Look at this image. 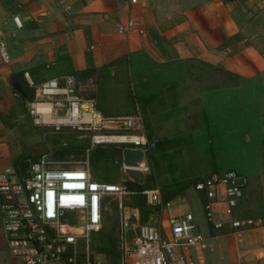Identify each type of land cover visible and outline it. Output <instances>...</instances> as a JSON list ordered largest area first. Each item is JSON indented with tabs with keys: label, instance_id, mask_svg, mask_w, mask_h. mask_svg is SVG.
<instances>
[{
	"label": "crops",
	"instance_id": "obj_1",
	"mask_svg": "<svg viewBox=\"0 0 264 264\" xmlns=\"http://www.w3.org/2000/svg\"><path fill=\"white\" fill-rule=\"evenodd\" d=\"M248 10L264 12V0H237L228 4L222 0H144L133 8L128 0H0V172L13 169L16 177L21 178L18 164L33 161L31 157H40L37 154L39 145L50 134H43L41 128L37 130L28 114L26 94L24 96L14 88V83L28 84L27 76L43 81L63 78L71 76L61 74L70 67L76 71L92 66L99 68L131 52L143 51L176 76L174 102L162 113H168L169 117H162L161 125L153 122L154 127L166 126L180 112L188 114L185 118L187 127L203 125L202 119L197 124L193 117L207 111L209 103H224L227 99L225 94H210L211 87H232V101H240L241 96L237 94L236 97L235 88L241 95L243 78L249 79L253 85H264L262 66L256 60H250L249 65L243 67L240 60L242 43L264 38V31L256 27L259 16L254 17L251 13L247 16L244 12ZM131 17L143 32L119 34L117 25L126 23ZM15 18L19 19V25ZM209 23L215 26L210 28ZM245 23L253 24L254 31L242 37L239 35ZM237 36L241 39L228 45L225 43ZM163 37L175 38L176 43L171 47L166 43L152 46L151 39L159 38L161 42ZM192 40L196 41L195 46H189ZM251 49L258 55L255 46ZM213 69L221 72L220 81L206 84L209 82L206 73ZM115 72L112 68V73ZM35 130L43 142L28 148L24 139ZM178 132L173 130L165 135H170V139H176L179 144ZM175 150L185 153L171 162L170 167L174 170L168 173L172 177L188 174L203 178L209 174L210 167H215L193 164L194 159L189 156L187 147ZM221 207L218 204L215 210L223 223L228 218L223 209L218 211ZM189 211L190 205L183 199L165 211L166 220L170 215ZM195 216L199 230L209 244L201 264H264V223L248 230L212 235L208 222L203 225ZM0 264H19L9 251L1 200Z\"/></svg>",
	"mask_w": 264,
	"mask_h": 264
},
{
	"label": "built area",
	"instance_id": "obj_2",
	"mask_svg": "<svg viewBox=\"0 0 264 264\" xmlns=\"http://www.w3.org/2000/svg\"><path fill=\"white\" fill-rule=\"evenodd\" d=\"M131 8L144 0H128ZM71 8L68 7V10ZM14 21L19 25V19ZM143 32L130 18L119 23L121 35ZM28 114L37 128L60 134L64 129L91 140L96 145L120 144L142 149L146 156L157 141L146 132L141 112L133 115L106 116L77 89L73 76L53 78L37 84ZM28 179L17 178L13 169L0 172V200L3 229L9 251L19 264H102L90 250L91 236L102 229L103 202L109 194H131L125 182L107 184L93 179L89 160L79 166L66 167L52 159V153L30 160ZM249 178L236 171L214 174L198 181L194 190L204 192L208 204L204 209L207 222L216 228L227 224L239 232L255 227L252 219L236 217V209L245 196ZM147 204L169 211L174 203H163L160 188L144 192ZM223 206L226 222H217L216 205ZM122 239L134 232L133 243L123 251L120 264H201L209 249L192 211L170 215L166 225L141 222L137 208L120 204Z\"/></svg>",
	"mask_w": 264,
	"mask_h": 264
},
{
	"label": "trees",
	"instance_id": "obj_3",
	"mask_svg": "<svg viewBox=\"0 0 264 264\" xmlns=\"http://www.w3.org/2000/svg\"><path fill=\"white\" fill-rule=\"evenodd\" d=\"M237 0H222L224 4L232 3ZM168 64V63H167ZM112 68L116 70L112 73ZM122 68L127 80L128 98L131 102V110L125 115H133L137 110L136 105L139 103L141 113L144 117L145 128H149L153 135L159 136V127H154L150 124L148 117L154 122L161 125L163 123L162 117H169L168 113L162 114L163 109L168 110L170 103L173 101V96L177 85L175 83L176 76L168 68L164 69L160 63L153 60L143 51L131 52L129 55L118 58L101 67H89L84 70L76 71L72 67L63 70L61 74H69L73 76L79 89L80 82H87L91 78H96L97 98L95 96H88L96 100L97 108L106 116H121L114 115L105 107V98L103 96L105 82L108 79H114L117 71ZM33 80L40 84L46 80H38L33 76ZM50 80V79H48ZM244 87L241 90L243 94L241 100L236 99L232 101L233 89L232 87L218 86L210 88V94H225L226 102L209 103L208 110L198 116L193 117L195 122L199 119L203 120V125L188 126L186 131H179V144L176 139H170V135L159 137L156 148L147 154V167L151 174L147 176V183L140 186L125 180L131 192L134 207L141 212V222L147 223L149 216L152 214H159L162 212L161 206H151L147 204L145 191L151 190L159 186L163 203H178L186 196L188 189L193 188L201 179L202 176H189L188 174L181 175L180 178L165 176L163 173L165 165H169V170L173 172L170 167L171 162L177 160V157L185 153L183 150H175L176 148L187 147L189 156L193 157V164H209L210 172L205 178L214 174L221 173L222 164L232 162L231 157L238 155L242 151L243 146H248L249 143L245 140L246 133H256L255 138L251 141L255 144L260 139L258 136L259 122L262 115V107L264 100L261 94L264 91V86L261 84L253 85L249 79L243 78ZM21 86L26 94L27 101H32L35 97V89L28 86L27 83L22 82ZM83 94V92H81ZM238 88H235V95L237 97ZM85 95V94H84ZM171 98V99H170ZM175 98V97H174ZM170 101V102H169ZM193 119L192 117H188ZM198 124V122H197ZM40 131V128H37ZM148 133V132H147ZM152 134L148 133L150 138ZM257 135V136H256ZM83 137L78 134L70 132L69 129H64L63 133L50 134L47 139L50 140L54 146L52 159L56 162L68 161L71 156L86 158L87 150L89 152V165L93 179L97 182L116 184L121 177L120 168L123 164V151L127 148L125 145L106 144L96 145L91 148V143L84 144L79 139ZM63 138L72 139L71 144L62 143ZM91 142L90 138H88ZM251 144V143H250ZM39 157H31L30 159L37 160ZM19 161H17V164ZM16 164V166H17ZM231 171V170H228ZM236 171L240 174L241 172ZM226 173V172H225ZM169 174V173H167ZM172 175V174H171ZM170 178V179H169ZM204 178V177H203ZM202 178V179H203ZM201 179V180H202ZM158 180V185H157ZM200 181V180H199ZM152 182H156L154 186ZM197 196L205 209L208 204V198L204 192H196ZM106 205V200L103 202V211ZM239 207V206H238ZM238 209V208H237ZM236 209V210H237ZM243 219V218H242ZM264 219V218H263ZM209 229L212 235L226 234L236 232L229 228L227 224L221 228H216L212 222H208ZM228 228V229H227ZM98 238L99 244L95 246V250L102 255L110 258L111 264H117L121 259V254L118 250L116 239L112 236L110 231L101 229L95 234Z\"/></svg>",
	"mask_w": 264,
	"mask_h": 264
},
{
	"label": "rangeland",
	"instance_id": "obj_4",
	"mask_svg": "<svg viewBox=\"0 0 264 264\" xmlns=\"http://www.w3.org/2000/svg\"><path fill=\"white\" fill-rule=\"evenodd\" d=\"M239 8H242V5L239 6ZM240 10V9H239ZM244 13H251L255 16H259L258 18V24L256 27H258V30L264 31V12L261 11H251L248 10ZM243 13V14H244ZM249 14H247L248 16ZM210 28H213L212 23L208 24ZM168 30V25L166 27ZM171 29V28H170ZM243 32L239 36H248L250 33L254 31L253 24L245 23L243 26ZM237 36L234 38H230L229 40H226L225 43L227 45L232 41H238L241 38ZM175 38L168 39L167 37H163V39H151V44L153 47H159L160 44L163 45V43H166V46H172L174 45ZM255 40V39H253ZM196 41L192 40L189 43V46H195ZM252 46H255V49L257 50L255 52L254 49H251ZM241 51L243 52L240 56L241 63L244 66H248L250 63V60H256L264 69V38L258 39L257 41H251L248 40L246 43H242L240 46ZM252 52V53H250ZM244 69V68H243ZM221 72L218 73L217 69L209 70L208 73H206L207 79H209V82L213 84L215 80L217 83L220 81L219 77ZM264 80V78H263ZM264 86V85H262ZM244 87V82H241V90ZM79 90L83 92V94L88 96H95L97 98V86H96V78L92 80H88L87 82H80L79 83ZM239 96L240 93H238ZM241 94H243L241 92ZM129 92H128V86H127V80L126 75L122 68H120L117 73L116 77L114 79H108L105 82V88L103 96L105 98V107L108 111L113 113L114 115H125L128 111L131 110V102L128 98ZM263 96V97H262ZM262 100H264V91L261 94ZM137 110L136 112H141V108L139 106V103L136 105ZM264 107V106H263ZM262 107V110H263ZM176 116L178 118H176ZM188 116L186 112H180V115L177 114L173 116L172 122H168L166 126H160V135H153L152 132L149 130V128H146V132L149 134H152V137L156 140L159 139V137L165 136V134H170V132L174 131H186V123L185 118ZM150 124L153 125V121L148 117ZM147 124V122L145 123ZM258 136H260V139L257 143H253L251 140L255 138L256 133H246L245 134V140L247 143H249L248 146H243V149L241 152L238 153V155H234L231 157L232 162L222 164L221 166V173H225L228 170H237L241 172L242 174L246 175L249 178V186L246 189L244 199L240 203L238 209L236 210V217L237 218H243V219H252L256 222L255 227L257 224L264 223V182L262 181V175L264 173V117L261 115V120L259 122V128H258ZM43 134L49 132V129L41 128ZM147 133V134H148ZM52 134V133H50ZM48 134L47 136H49ZM257 136V135H256ZM84 144L91 143L88 139V137H81L79 139ZM74 141L72 139L63 138L62 143H68L71 144ZM120 145V144H119ZM39 152L38 155L45 154L49 152L50 150H53L54 146L50 142L49 139H46L41 145H39ZM92 148V146H91ZM89 152L90 149L87 150L86 158L83 159L81 157H75L71 156L68 161H65L64 166L66 167H74L79 166L82 164V162H85L89 160ZM183 162V160L181 161ZM177 164V162H176ZM146 169L147 176L151 174L150 169L147 167V156H146V162L142 165ZM166 166V165H165ZM177 168V167H176ZM169 166L165 167L163 173H165L166 177H169ZM120 174L121 177L118 180V183H122L125 180H128L125 173H124V166L122 164L120 168ZM205 178V177H204ZM170 179V178H169ZM156 182H152V185L154 186ZM158 185V184H157ZM104 200H106V205L104 207L103 211V223H102V229L110 231L112 236L116 239L118 250L121 254V258L123 255V251L127 247H131L133 243V237L134 232L131 231L128 236H126L124 239H122L123 232L121 229V210H120V204H123L127 207H134V201L131 194L127 195H120V194H109L107 195ZM184 201H187L190 205L191 211L199 217V220L203 223V225L207 224L206 215L204 212V208L196 195L193 188L188 189L186 192V196L184 198ZM223 207L218 208V211L222 212ZM218 216H214V220L221 222L222 217L217 219ZM220 220V221H219ZM166 215L165 211L159 214H152L149 216L148 223L153 225H166ZM228 229V228H227ZM96 234V233H95ZM93 234L90 239L89 247L90 250L93 251V253L97 256V258L100 260L102 264H111V260L109 257L99 254L94 248L96 245L99 244L97 236ZM121 263V259L117 264Z\"/></svg>",
	"mask_w": 264,
	"mask_h": 264
},
{
	"label": "water",
	"instance_id": "obj_5",
	"mask_svg": "<svg viewBox=\"0 0 264 264\" xmlns=\"http://www.w3.org/2000/svg\"><path fill=\"white\" fill-rule=\"evenodd\" d=\"M14 88L20 94L25 96V93L19 84L14 83ZM42 142L43 139L37 130L30 133L24 139V144L28 148H33L41 144ZM145 162H146V154L142 149H134L130 147L124 149L123 151L124 173L130 182L140 186H144L147 183L146 169L142 166ZM30 167H31V162L29 160L20 162L18 164V170L20 176L25 180L30 177L29 174Z\"/></svg>",
	"mask_w": 264,
	"mask_h": 264
}]
</instances>
